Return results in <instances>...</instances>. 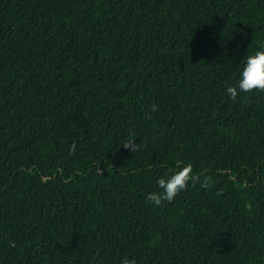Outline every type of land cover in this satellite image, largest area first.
<instances>
[{
	"label": "trees",
	"instance_id": "1",
	"mask_svg": "<svg viewBox=\"0 0 264 264\" xmlns=\"http://www.w3.org/2000/svg\"><path fill=\"white\" fill-rule=\"evenodd\" d=\"M260 49L264 0H0V264H264Z\"/></svg>",
	"mask_w": 264,
	"mask_h": 264
},
{
	"label": "clouds",
	"instance_id": "2",
	"mask_svg": "<svg viewBox=\"0 0 264 264\" xmlns=\"http://www.w3.org/2000/svg\"><path fill=\"white\" fill-rule=\"evenodd\" d=\"M264 92V49L257 50L254 54L247 56L244 68L242 69L238 85L228 86L227 93L233 100L240 92ZM158 110L157 105H152V111ZM136 140H127L122 148L128 149L133 153L143 150V143L137 144ZM73 152L75 144L72 145ZM189 183H200L201 187L208 188L213 183V177L209 175H194L191 164L178 168L170 176L159 178L158 186L161 191L152 192L147 195L146 199L155 206H160L163 201L171 203L181 191L186 190ZM221 192H217L220 195ZM121 264H136L135 259L124 258Z\"/></svg>",
	"mask_w": 264,
	"mask_h": 264
}]
</instances>
